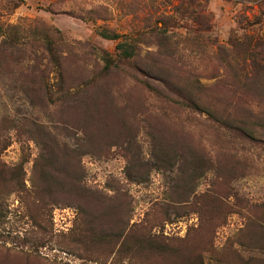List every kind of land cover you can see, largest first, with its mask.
<instances>
[{
  "label": "rangeland",
  "instance_id": "374dc122",
  "mask_svg": "<svg viewBox=\"0 0 264 264\" xmlns=\"http://www.w3.org/2000/svg\"><path fill=\"white\" fill-rule=\"evenodd\" d=\"M139 1L0 0V264H264V0H201L219 52L149 27L124 59ZM35 123L82 151L58 202Z\"/></svg>",
  "mask_w": 264,
  "mask_h": 264
},
{
  "label": "trees",
  "instance_id": "16d2710c",
  "mask_svg": "<svg viewBox=\"0 0 264 264\" xmlns=\"http://www.w3.org/2000/svg\"><path fill=\"white\" fill-rule=\"evenodd\" d=\"M157 3H163L164 1L158 2V0H140L137 3V7L141 13L151 14L149 17L144 18L146 21L145 25H137L132 28L131 32L124 33V40H120L123 34L114 33L110 34L102 31L101 34L105 37H111L113 39L120 40L117 49L119 54L124 59H132L137 56L138 44L141 42L140 36L146 28H151L152 30H162L163 36L171 39L176 36L178 30H186V39L192 40H202L206 47H215L214 52L221 51V46L218 45L217 39L213 38L210 34L213 27V16L211 11L205 8L201 0H175L170 9L165 8L160 10L157 7ZM156 9L154 10V8ZM156 13V16L153 15ZM264 16V10H263ZM149 22V23H148ZM201 34V35H200ZM162 35V34H161ZM243 38L249 40L245 46V54L254 55V50L260 45L259 40L256 38L255 34H249L245 32ZM237 38H233L230 41V46H237ZM52 61L56 62L58 68H61L59 57L53 52V49H49ZM226 55L230 58H234L233 50H226ZM261 55V54H260ZM258 56V54H256ZM259 57V56H258ZM106 61V69H109L112 65L111 55L108 53L104 57ZM256 60V58H253ZM259 60L264 61V56L261 55ZM246 63V59L243 65ZM245 68V65H244ZM201 107V106H198ZM36 126V131H39L43 137V140H37L36 136L33 135L34 140L41 146V154L48 158L49 166L63 163V160L67 162L74 163L73 169L63 170V169H52L45 170L43 176H45V190L47 191V197L50 203L58 202L61 196L65 193L67 182L82 188V180L84 177V171L81 165V152L73 149L69 143L59 139L58 134L54 132V129L49 127L34 124ZM34 131L31 130V133ZM66 162V163H67ZM51 182V183H49ZM33 193H36L34 190Z\"/></svg>",
  "mask_w": 264,
  "mask_h": 264
}]
</instances>
